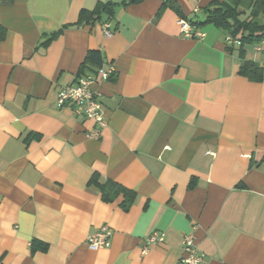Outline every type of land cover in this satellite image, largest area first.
Wrapping results in <instances>:
<instances>
[{"label":"crops","instance_id":"obj_1","mask_svg":"<svg viewBox=\"0 0 264 264\" xmlns=\"http://www.w3.org/2000/svg\"><path fill=\"white\" fill-rule=\"evenodd\" d=\"M172 1H0V264H180L185 235L205 264H264V77L239 73L264 55L211 24L184 36L177 20L222 0ZM107 2L109 17L76 25ZM88 52L115 70L93 84L95 138L92 120L56 104L95 73L80 71ZM92 178L133 193L127 209ZM105 225L109 247L89 249ZM153 232L164 241L144 251Z\"/></svg>","mask_w":264,"mask_h":264},{"label":"trees","instance_id":"obj_2","mask_svg":"<svg viewBox=\"0 0 264 264\" xmlns=\"http://www.w3.org/2000/svg\"><path fill=\"white\" fill-rule=\"evenodd\" d=\"M10 1V0H0ZM142 0H121L123 4L138 3ZM242 1H249L250 8L248 13L243 11L239 4ZM165 6L173 8L172 0H165ZM114 4L111 2L98 3L93 10H82L78 15L76 25L88 23L99 19L102 15L110 16ZM201 16L196 19L187 20L189 24L195 26H204L211 24L221 29L227 36L236 39L239 44H256L264 40V25L259 26L255 23L256 18L264 19V0H222L214 1L203 9ZM183 19V17H181ZM100 64L97 52H88L83 64L80 67L81 73L86 69L98 67ZM239 73L252 80H261L264 77V65L256 67L252 62L243 60ZM91 184L97 188L103 201L111 202L119 194H124V200L121 203L123 209H127L132 199L133 193L123 189L113 181L107 180L104 183L99 182L97 178L91 179Z\"/></svg>","mask_w":264,"mask_h":264},{"label":"built area","instance_id":"obj_3","mask_svg":"<svg viewBox=\"0 0 264 264\" xmlns=\"http://www.w3.org/2000/svg\"><path fill=\"white\" fill-rule=\"evenodd\" d=\"M177 24L185 37L200 39L203 36L199 30H193L189 22L184 19L177 20ZM107 24L102 25V31L105 36H110ZM225 41L228 45H237L239 42L233 37L227 36ZM253 47L254 51L264 55V40L256 43ZM115 72L113 65L107 67H98L94 74H87L79 77L73 85L62 88L56 99L58 107L64 105L72 106V112L75 116H81L85 119H90L94 123V130L89 134L90 138H95L99 130L104 126L103 107L99 99V95L93 90V84L98 81H107ZM112 231L106 225L97 229L87 236L86 245L89 249L96 250L107 248L110 245V237ZM164 241L163 233L153 232L145 237L144 251L152 245L160 244ZM182 256L180 264H205V258L200 253L194 244L192 235H185L182 240Z\"/></svg>","mask_w":264,"mask_h":264}]
</instances>
